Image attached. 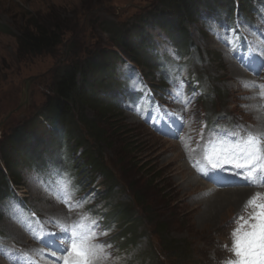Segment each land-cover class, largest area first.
<instances>
[{
  "label": "rangeland",
  "instance_id": "obj_1",
  "mask_svg": "<svg viewBox=\"0 0 264 264\" xmlns=\"http://www.w3.org/2000/svg\"><path fill=\"white\" fill-rule=\"evenodd\" d=\"M160 8H162V0H0V26L9 31V33L0 32V145L14 131L40 115L46 104V98L50 95L55 68L72 61H81L101 49L110 50L112 40L105 31L104 25L111 22L127 28L136 26L138 21L148 18L151 12ZM36 20L55 23L62 31V43L54 51H43L38 54L25 53L20 49L18 38L22 36L23 30ZM149 24L151 27L146 25L145 29L153 42H156L158 51L173 57L172 49L165 44L167 42L164 34L160 29L152 27L153 24ZM187 27L190 31V39L198 48V52L193 53L194 58L192 57L188 64L184 63L186 67L183 74H175L176 67L173 66L168 71L171 76H176L178 80L176 83L181 84L180 77L184 79L183 75L187 78L194 74L192 67L199 58L201 63H197L193 71L202 79L205 78L203 84L205 91H209L206 88H213L215 97L210 100L200 97L198 101L195 98L197 94L188 95L195 98L188 108L189 118L195 122L190 126V133L188 129L186 132L197 141L201 140V132H204L203 125L199 121V118L202 119L201 113H205L208 117L226 115L222 121L243 118L248 121L250 128V123L255 124L253 117H258L255 114L253 117L247 115L246 109L239 107L242 101L240 97L242 89H239L232 77L235 68L240 67L241 62L250 56H244L239 65L233 68V64L224 57L219 46L217 35L221 31L218 28L211 26L209 21L201 20L190 21ZM134 64V66L119 64L118 69L121 79L128 80L130 90L144 92L150 85L157 90L159 85L166 89L168 85L161 80L163 76L158 70L151 71L144 66ZM138 71L143 73V80L137 74ZM26 80H29L27 103L4 120L9 112L24 102ZM262 80L264 81V73ZM114 81L116 80L105 81L108 84L107 90H110V84ZM207 81L210 86L207 85ZM117 82L114 85H117ZM166 91V94L172 92L168 88ZM84 111L86 123L94 121L96 128L103 131V135L97 137V140L91 139L86 131L87 128L83 125L79 126L77 135L79 137L81 134L82 138L87 140L91 152L98 155L104 169L113 176L116 191L108 199L104 194L107 191L106 185L99 179L98 193H91L87 188L82 192L79 188L82 181L85 186L96 181L91 177V170L83 163L84 155L79 158L74 156L75 165L80 164V170L75 176L72 174V180L78 186V197L87 196L81 199L85 201L81 208L69 212L63 207L65 204L58 202L55 193L46 191L47 181L43 182L42 177L26 172L21 167L17 168V174L23 177L24 184L13 187L20 201L9 198L0 203V207L6 205L5 215L0 219V249L5 248L7 240L19 244L26 241L16 228L20 227L24 230L32 227L31 214L49 217V214H54L56 210L59 215L63 214L70 219L80 217L82 213L91 210V216L97 219L104 233L100 236V240L110 242V237L113 236V240L116 241L114 235L121 232L123 225L118 223L117 228L110 222L109 229L103 230L106 228L102 220L106 222V219L102 215L108 205V211L123 207L130 215L149 218L147 221L138 220L142 227L133 233L135 244L133 247L124 248L125 251L122 252L114 241H111L108 244L109 249L112 250L111 257L103 264H140L138 257L146 256L150 249L159 257V261L155 264H213L221 256L216 244L226 241V227L239 212L243 205L242 201L224 215V218L217 220L213 227H205L200 216L208 210L207 205L199 204L202 200H199L198 189L191 190L190 184L186 185L187 179L192 180V176L184 162L183 153L174 142L155 135L132 114L112 108L111 111H106L107 115L102 118L100 112H95L89 107ZM41 124L46 126L43 120ZM116 127L119 129L118 132ZM26 146L30 149L32 141L26 142ZM196 147L197 144L192 143L187 149L186 158L195 154L193 149ZM42 151L41 149L37 156H44ZM23 156L29 157L25 154ZM30 165L34 166L32 161L25 167L29 168ZM152 176L157 178L155 186H149ZM199 183L196 182L197 185ZM160 188L166 189V192L159 194ZM139 190L142 192L138 193ZM136 191L138 198L135 199L133 193ZM72 200L74 201L73 198ZM118 218L123 219L121 215ZM155 223L162 224L166 228L168 239L177 241L179 245L183 244L181 250L184 253L180 260L174 261L166 257L168 256L166 252L160 250L154 232ZM130 230H134L133 225ZM131 239L128 242H133Z\"/></svg>",
  "mask_w": 264,
  "mask_h": 264
},
{
  "label": "trees",
  "instance_id": "obj_2",
  "mask_svg": "<svg viewBox=\"0 0 264 264\" xmlns=\"http://www.w3.org/2000/svg\"><path fill=\"white\" fill-rule=\"evenodd\" d=\"M242 1L247 2L248 0ZM219 9L232 10L231 0H162V8L151 12L148 18L141 19L136 26L127 28L111 22L104 25L105 31L112 40L110 50L101 49L81 61H72L55 68L50 95L46 98V104L40 115L14 131L0 145V196L8 192L10 182L16 185L20 184L21 177L17 174V168L24 167L31 161L41 163L43 160L55 157L53 149L58 151L60 148H66L67 152L71 154L70 156L82 149L79 155H84L83 163L87 169L91 170V176L102 178L107 192H112L115 188L113 176L104 169L98 155L91 152L88 143H86L87 140H84L81 134L79 137L77 135L80 125L87 128L86 131L91 139L97 140V137L100 138L103 135V131L96 128L94 121L86 123L84 109L89 107L95 112H100L101 117L105 118L106 111L109 112L116 107L117 96L111 94L110 90L119 91L120 86L113 83L110 84V90H107L108 84L105 81L113 79L115 76V65L121 56L151 69L154 62L152 57L154 44L145 29L146 25L151 23L152 27L159 28L179 48L181 53L186 54L193 46L187 23L196 21L198 16L203 13ZM0 32L9 33L2 26H0ZM18 41L20 49L25 53L52 52L62 43V31L55 23L36 20L23 30ZM41 120L45 122L46 126L41 124ZM115 129L117 132L119 131L117 127ZM28 141H32L30 149L26 146ZM41 149L42 153L47 156L45 159H41L42 156H37ZM24 154L29 157L24 158ZM79 169L80 167L77 166L74 172ZM150 180L149 186H155L157 178L152 176ZM139 192L142 191L139 190ZM164 192L166 189L160 188L158 193L163 194ZM133 196L135 199L138 198L137 191L133 193ZM115 213L117 214L115 220L121 221V224L124 225L121 238L125 239L131 234L126 230L127 226L134 225V220L136 225L140 219L147 221L149 218H138L122 208H118ZM120 215L123 219L118 218ZM138 225L134 227L135 230L140 227ZM165 231L166 228L162 224H154V232L157 235L160 250L166 252L168 255L166 257H170L174 261L180 260L184 253L181 250L182 245L168 239ZM158 261L159 257L150 249V253L144 258L142 264H155Z\"/></svg>",
  "mask_w": 264,
  "mask_h": 264
},
{
  "label": "snow or ice",
  "instance_id": "obj_3",
  "mask_svg": "<svg viewBox=\"0 0 264 264\" xmlns=\"http://www.w3.org/2000/svg\"><path fill=\"white\" fill-rule=\"evenodd\" d=\"M260 90L264 98V85H245ZM178 95V93H177ZM157 131L162 135L175 138L179 135L176 126L170 122L162 124ZM204 143L201 147V160L197 161L198 174L217 187L228 186H264V130L238 135L210 132L207 139L201 132ZM195 151V149H193ZM236 177L245 181L236 184ZM76 189L71 187V179L61 181L60 191L55 193L58 202L65 204L69 212L81 208L85 201H73ZM251 209L245 218L238 215L233 222L236 228L230 233L231 246L225 245L230 257L223 264H264V193H255L243 206V211ZM58 228V233L49 232L39 238L43 247L48 248L50 256H55L51 264H103L108 258L105 243L99 242L104 235L99 231L97 219L91 216V210L82 213L77 221L58 222L50 220ZM35 238V237H34ZM0 253L7 254L0 249ZM41 258L42 252L37 253ZM50 259V257H47ZM24 264H31L26 260Z\"/></svg>",
  "mask_w": 264,
  "mask_h": 264
},
{
  "label": "bare ground",
  "instance_id": "obj_4",
  "mask_svg": "<svg viewBox=\"0 0 264 264\" xmlns=\"http://www.w3.org/2000/svg\"><path fill=\"white\" fill-rule=\"evenodd\" d=\"M238 72H239L238 70H234L233 75H238ZM186 185L191 186V190L196 191L197 189H201L200 186L197 185L194 180L187 179ZM246 196H247L246 190L236 188V190L231 189V190L217 192L212 197L200 201L199 204L207 205L206 209H208L200 216L202 223L204 224L205 227L208 226L213 227L215 225V222H217V220H220L224 215L230 212L235 206H238L240 201L243 200L244 197L246 198ZM192 208L196 209L198 207H192Z\"/></svg>",
  "mask_w": 264,
  "mask_h": 264
},
{
  "label": "water",
  "instance_id": "obj_5",
  "mask_svg": "<svg viewBox=\"0 0 264 264\" xmlns=\"http://www.w3.org/2000/svg\"><path fill=\"white\" fill-rule=\"evenodd\" d=\"M29 80H26L25 83H26V88H25V93H24V96H25V100L22 104H20L16 109H14L13 111L9 112L7 114V116L4 118V120H6L10 115H12L14 112H17L18 109H20V107H22L23 105H25L27 103V100H28V82Z\"/></svg>",
  "mask_w": 264,
  "mask_h": 264
}]
</instances>
